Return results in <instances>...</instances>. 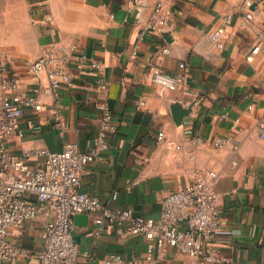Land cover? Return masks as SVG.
<instances>
[{"label": "crops", "instance_id": "0c3cea01", "mask_svg": "<svg viewBox=\"0 0 264 264\" xmlns=\"http://www.w3.org/2000/svg\"><path fill=\"white\" fill-rule=\"evenodd\" d=\"M131 1L0 0V53L12 57V73L25 93L35 81L22 63L36 59L52 43H76L78 54L102 61L118 130L108 151L83 170L80 190L98 196L107 207L158 218L168 193L188 185L197 169L214 170L219 173L217 204L226 220L216 247L235 262L264 264V0H248L249 5L245 0H175L169 25L146 36L137 59H130L133 44L157 0H145L135 22L127 21ZM231 12L235 21L220 50L211 33L221 16ZM164 47L166 54L161 53ZM180 61L190 65L188 85L169 91L144 83L150 63L175 72ZM70 68L77 80L72 89L60 90L64 136L55 126L51 99L42 97L46 106L41 111L24 107L19 129L8 141L12 152L60 151L66 142L76 143L81 151L92 147L100 116V96L93 86L97 73L76 62ZM139 101L151 112L139 108ZM174 106L189 109V114L178 121ZM161 130L164 142L158 141ZM196 136L205 142L196 143ZM217 137L231 142L215 148L212 140ZM86 215L85 220L73 218L81 264H107L104 257L113 253L135 258V264H204L175 248H167L159 261L154 249L153 261L148 260L150 242L144 236L127 234L123 224L108 223L95 236L93 216ZM43 223L39 216L12 241L40 249ZM0 264L39 262L22 256Z\"/></svg>", "mask_w": 264, "mask_h": 264}, {"label": "built area", "instance_id": "2783aa9c", "mask_svg": "<svg viewBox=\"0 0 264 264\" xmlns=\"http://www.w3.org/2000/svg\"><path fill=\"white\" fill-rule=\"evenodd\" d=\"M175 0H157L147 19L141 25L133 44L130 59H137L141 44L151 32H160L169 25ZM246 5L250 2L245 0ZM132 6H144L145 0H132ZM112 17L111 14H108ZM251 19L252 13L247 12ZM235 21L234 13L221 16L211 39L217 49H223L225 34ZM264 37V33H260ZM259 45L252 49L256 53ZM79 45L52 43L42 48L36 59L22 63L24 71L35 81L30 93L23 92L20 78L12 73L13 59L0 53V261H13L19 257H35L39 264H81L79 248L73 235V218L78 214L93 216V234L100 236L106 224H123L126 233L142 235L150 242L148 260L153 261L152 251L156 249L159 261L167 248L202 261L204 264H241L233 261L215 245L219 234L225 230L226 220L217 204L215 186L219 173L214 170L197 169L192 181L183 188L171 191L162 200L158 218L135 215L130 208L103 205L98 196L80 190L81 174L85 167L99 160L109 149L110 139L117 133V124L110 106L109 86L104 79L105 64L94 56L78 54ZM168 48L161 53H168ZM79 63L94 69L97 78L93 86L100 96L98 130L93 145L81 151L74 142H66L60 151L34 149L22 155L8 147L9 138L18 129L24 107L35 112L45 108L42 97L51 99L55 126L63 137L65 126L62 120L60 90L72 89L77 77L70 68ZM190 65L178 63V70L168 72L150 63L143 75L147 85H156L164 90H176L189 83ZM138 107L151 112L145 101ZM227 118L228 114H222ZM264 139V124L260 125ZM164 131H159L158 141L164 142ZM195 142L202 144L205 138L196 136ZM231 142L230 138L217 137L212 140L215 148H222ZM177 148L180 145L176 146ZM30 158L35 161L31 163ZM36 165V162H38ZM35 164V165H34ZM43 216L42 247L33 250L12 241V236L31 221ZM107 264H135L136 259H126L121 254H108Z\"/></svg>", "mask_w": 264, "mask_h": 264}, {"label": "water", "instance_id": "95a60500", "mask_svg": "<svg viewBox=\"0 0 264 264\" xmlns=\"http://www.w3.org/2000/svg\"><path fill=\"white\" fill-rule=\"evenodd\" d=\"M140 11L139 6H134L130 10V14L128 15L127 21L129 22H135L137 20V13ZM188 110V111H187ZM189 114V109L183 110L179 106H174L173 107V115L175 119L178 121H181L185 115ZM87 215L86 214H78L75 216V219H86Z\"/></svg>", "mask_w": 264, "mask_h": 264}]
</instances>
